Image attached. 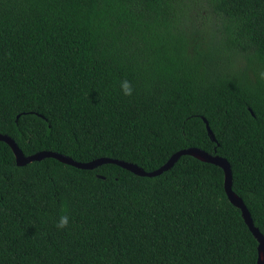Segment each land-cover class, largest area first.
<instances>
[{
  "label": "trees",
  "instance_id": "obj_1",
  "mask_svg": "<svg viewBox=\"0 0 264 264\" xmlns=\"http://www.w3.org/2000/svg\"><path fill=\"white\" fill-rule=\"evenodd\" d=\"M261 72L264 0H0V134L146 171L201 148L264 233ZM257 247L216 164L18 165L0 140V264H258Z\"/></svg>",
  "mask_w": 264,
  "mask_h": 264
},
{
  "label": "water",
  "instance_id": "obj_2",
  "mask_svg": "<svg viewBox=\"0 0 264 264\" xmlns=\"http://www.w3.org/2000/svg\"><path fill=\"white\" fill-rule=\"evenodd\" d=\"M202 118L206 122V128H207L209 136L211 137L213 141H216V137L213 131L211 130L209 123H207L206 118L204 116ZM0 140L5 141L6 143L10 145V147L12 148L14 152L16 162L18 165H24V164H27L28 162L42 160L43 158H46V157H53L66 164H70L72 166L82 168V169H93V168H96L98 165H101L104 163H115L140 176H156V175L163 173L165 170L170 169L178 161V159L184 154H189L200 160L216 164L220 166L225 172V191L227 193V196L229 197L230 201L234 205H236L237 207L241 209L242 215L245 219L246 224L248 225L250 231L252 232L256 240L258 241L257 263L264 264V233H262L259 230V228L255 226L253 219L251 217V214L247 206L245 205L243 199L232 189V170L226 158H223L219 155H213L201 148L188 147V148L178 150L177 152L172 154L171 157L167 160V162L163 164L162 166H160L159 168L152 170V171H146L145 169L138 166L137 164L126 162L124 160L116 159V158L100 157V158H96L88 162H79L62 153L48 151V150L39 151L34 154L26 156L23 153V151L19 148L15 140L11 138L10 136L6 134H0Z\"/></svg>",
  "mask_w": 264,
  "mask_h": 264
},
{
  "label": "clouds",
  "instance_id": "obj_3",
  "mask_svg": "<svg viewBox=\"0 0 264 264\" xmlns=\"http://www.w3.org/2000/svg\"><path fill=\"white\" fill-rule=\"evenodd\" d=\"M260 79L264 80V72L260 73ZM120 89L124 96H132L134 93V88L131 82L128 80H123L120 82ZM69 222H70L69 217L67 215H62L59 218L56 227L58 229H65L69 226Z\"/></svg>",
  "mask_w": 264,
  "mask_h": 264
}]
</instances>
